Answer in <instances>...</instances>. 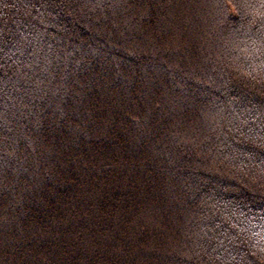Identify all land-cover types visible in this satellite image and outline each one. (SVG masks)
Wrapping results in <instances>:
<instances>
[{
  "label": "trees",
  "instance_id": "obj_1",
  "mask_svg": "<svg viewBox=\"0 0 264 264\" xmlns=\"http://www.w3.org/2000/svg\"><path fill=\"white\" fill-rule=\"evenodd\" d=\"M0 264H264V0H0Z\"/></svg>",
  "mask_w": 264,
  "mask_h": 264
}]
</instances>
